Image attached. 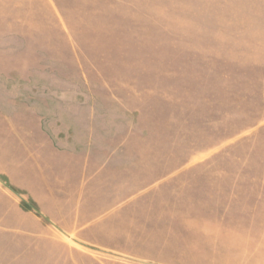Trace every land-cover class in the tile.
<instances>
[{
	"label": "rangeland",
	"instance_id": "obj_1",
	"mask_svg": "<svg viewBox=\"0 0 264 264\" xmlns=\"http://www.w3.org/2000/svg\"><path fill=\"white\" fill-rule=\"evenodd\" d=\"M61 122L89 149L164 152L152 164H210L213 179L264 180V0H0V196L8 204L33 194L52 211L53 194L63 196L42 134ZM137 159V171H148V158ZM10 243L0 246V264H55L16 260L22 250ZM87 252L88 264H120Z\"/></svg>",
	"mask_w": 264,
	"mask_h": 264
},
{
	"label": "crops",
	"instance_id": "obj_2",
	"mask_svg": "<svg viewBox=\"0 0 264 264\" xmlns=\"http://www.w3.org/2000/svg\"><path fill=\"white\" fill-rule=\"evenodd\" d=\"M61 124L65 127L54 135L42 132L54 156L50 181L61 183L64 192L53 194L52 211L33 194L13 205L0 196V246H19L16 260L35 255L49 263L88 264L90 249L120 264H264V180L213 179L216 166L210 164H152L167 157L164 152L89 149L71 138L66 125L72 123ZM55 141L63 147L56 148ZM219 150L211 148L204 158ZM83 157L84 164L77 165ZM138 157L148 158V171H137ZM220 172L222 178L230 173ZM185 173L195 175L185 180ZM24 205L41 209L52 225ZM8 226L19 238L7 239ZM156 237L159 245L152 242Z\"/></svg>",
	"mask_w": 264,
	"mask_h": 264
}]
</instances>
